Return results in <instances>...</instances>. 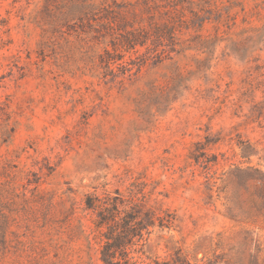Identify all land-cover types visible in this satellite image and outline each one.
Wrapping results in <instances>:
<instances>
[{
  "label": "rangeland",
  "instance_id": "obj_1",
  "mask_svg": "<svg viewBox=\"0 0 264 264\" xmlns=\"http://www.w3.org/2000/svg\"><path fill=\"white\" fill-rule=\"evenodd\" d=\"M73 1L0 0V264H103L86 196L133 182L168 219L142 264H264V0H87L122 34L175 29L115 75Z\"/></svg>",
  "mask_w": 264,
  "mask_h": 264
},
{
  "label": "trees",
  "instance_id": "obj_2",
  "mask_svg": "<svg viewBox=\"0 0 264 264\" xmlns=\"http://www.w3.org/2000/svg\"><path fill=\"white\" fill-rule=\"evenodd\" d=\"M17 1L20 0H14V3ZM142 1L147 4L150 2L149 0ZM51 4L52 0H45L41 10L42 18L50 16ZM171 6L177 9L179 4L174 3ZM181 6L185 9L183 5ZM192 12L197 17L199 16L198 12L193 10ZM114 17L113 11L106 7L101 9L88 4L87 0H74L67 12H63L60 18L64 22L75 20L80 23L83 32L93 34L94 38L110 37L109 43L113 51L104 48V52L99 56L100 64H106V70L110 74L115 75L111 63L122 60L124 57L119 53L123 47L127 51H136L138 45H146L148 40L153 43L155 41L162 43L164 40L172 44L176 43L175 29L171 24L154 26L151 30L145 26L134 27L132 25V30H126V33L122 34L119 32L120 25L116 23ZM101 27L107 29L108 32L102 34ZM118 64H120L118 68L124 67V74L132 73L133 69L128 68L126 64ZM107 75L109 73H104L103 78H107ZM148 199L149 193L135 182L128 188L127 195L119 190L116 191V195H112L105 188L102 194L97 192L87 194L84 210L92 212L95 216L90 235L94 243L99 245L100 260L103 264H142L140 253H144L141 246L144 245L145 232L150 233L149 229L157 225L163 229L168 221L167 215L160 214L157 201L149 207L146 206ZM132 246L138 247L131 250ZM134 253H139V256H135ZM152 261L154 264H191L180 249L174 255L171 254L170 259L160 260L157 256Z\"/></svg>",
  "mask_w": 264,
  "mask_h": 264
}]
</instances>
